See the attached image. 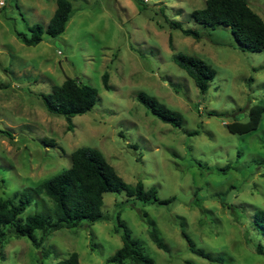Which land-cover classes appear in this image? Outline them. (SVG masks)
Wrapping results in <instances>:
<instances>
[{"label":"rangeland","instance_id":"rangeland-1","mask_svg":"<svg viewBox=\"0 0 264 264\" xmlns=\"http://www.w3.org/2000/svg\"><path fill=\"white\" fill-rule=\"evenodd\" d=\"M2 1L0 130L11 136L0 132V198L25 191L30 204L22 216L51 215L52 202L33 187L69 167L74 149L88 146L126 183L141 181L156 188L158 199H173L144 203L124 191L107 192L103 220L53 231L39 249L11 235L0 264H55L73 251L78 264H112L108 258L122 245L114 229L118 212L154 264H264L255 250L258 243L264 248V235L253 223L254 212L264 210V115L247 134L226 128L246 121L252 104L264 105V51L241 50L229 27L193 20L191 12L205 0H70L65 30L54 37L44 31L35 45L16 33L46 27L56 0ZM248 2L264 21V0ZM171 21L195 29L199 39ZM179 52L215 69L205 92L176 64ZM67 77L97 90L95 105L71 117V129L40 97ZM139 92L180 112L182 128L152 114ZM153 226L168 250L151 240ZM182 231L220 261L192 252Z\"/></svg>","mask_w":264,"mask_h":264},{"label":"trees","instance_id":"trees-1","mask_svg":"<svg viewBox=\"0 0 264 264\" xmlns=\"http://www.w3.org/2000/svg\"><path fill=\"white\" fill-rule=\"evenodd\" d=\"M72 8L70 0H56V7L46 27L33 24L28 27L29 34L17 32L18 39L26 45H35L41 41L44 31L53 37L61 34L72 16ZM191 17L205 27H229L237 47L241 50L264 51V21L250 7L248 0H205L204 7L193 10ZM170 25L172 28L181 29L186 36L195 39L200 37L195 29L182 28L179 22L171 21ZM169 42L171 43V37ZM175 62L193 79L202 93L207 90L209 82L216 74L212 66L194 55L179 52L175 55ZM102 82L105 88H109L107 72L103 73ZM40 97L48 112L66 117L68 129H71V117L87 113L95 105L97 90L81 83L77 78L67 77L60 85L52 86L50 92L40 94ZM137 99L161 121L182 128L183 116L180 112L167 107L155 96L145 92H139ZM263 115L264 105L252 104L248 108L246 121L226 123V128L231 133L247 134L259 127ZM0 132L9 135L7 131ZM47 142L54 144L51 140ZM32 190L43 194L52 202V214L34 213L22 216L30 204V198L25 191L15 192L10 198H0V260L4 258L3 245L11 235L26 237L39 249L47 235L53 231L62 228L74 229L80 227L83 221L94 223L103 220V195L107 192L124 191L127 197L144 203L165 204L173 199H158L156 188L151 186L146 189L141 181L133 185L126 183L98 149L88 146L74 149L70 154L69 167L41 181ZM253 223L264 235V210L258 209L254 212ZM114 229L120 234L122 245L108 258L110 263L154 264L139 240L120 218L119 212ZM181 234L192 252L209 261H220L218 256L197 248L184 231ZM149 236L159 249L168 250L155 226L149 229ZM255 250L264 254V248L259 243ZM49 253L50 251L46 250L42 256ZM55 264H78V253L73 251Z\"/></svg>","mask_w":264,"mask_h":264},{"label":"built area","instance_id":"built-area-1","mask_svg":"<svg viewBox=\"0 0 264 264\" xmlns=\"http://www.w3.org/2000/svg\"><path fill=\"white\" fill-rule=\"evenodd\" d=\"M4 2L2 0H0V4H3Z\"/></svg>","mask_w":264,"mask_h":264}]
</instances>
